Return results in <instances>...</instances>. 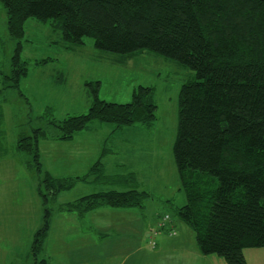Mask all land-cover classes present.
Listing matches in <instances>:
<instances>
[{
    "label": "trees",
    "instance_id": "1",
    "mask_svg": "<svg viewBox=\"0 0 264 264\" xmlns=\"http://www.w3.org/2000/svg\"><path fill=\"white\" fill-rule=\"evenodd\" d=\"M0 5L11 40L22 39L25 22L34 19L59 32L69 50L90 38L95 49L114 55L119 65L153 53L189 69L193 77L178 93L173 143L183 193L175 215L194 232L204 256L246 264L243 250L264 248V0H0ZM21 51L17 42L9 74L0 71V93L15 89L20 94L27 75ZM97 92L92 89L86 114L51 119L45 129L17 141L16 151L30 158L29 170L42 169L40 141L70 142L90 132L95 122L112 125L119 135L134 126L152 128L156 106L148 87L137 88L126 104L107 103ZM2 151L0 145V158ZM108 152L103 149L88 175L95 177L94 184L129 180L127 189L83 196L58 205L56 213L82 221L98 209L143 208L150 196L137 190L134 173L114 179L104 175L101 159ZM41 177L45 225L33 239L34 255L46 237L56 195L87 178L55 179L47 172ZM91 250L93 260L100 257L99 249Z\"/></svg>",
    "mask_w": 264,
    "mask_h": 264
},
{
    "label": "rangeland",
    "instance_id": "2",
    "mask_svg": "<svg viewBox=\"0 0 264 264\" xmlns=\"http://www.w3.org/2000/svg\"><path fill=\"white\" fill-rule=\"evenodd\" d=\"M17 42L22 46L20 58L26 63L27 75L19 85L20 94L15 89L0 93V145L4 148L0 158V264H93V250L82 251L69 246L72 239L62 244L65 228L68 235H74L81 228L80 224H72L77 223L75 217L54 214L58 205L83 196L127 189L129 180L128 184H94L95 177L88 175L103 149L109 150L101 159L104 175L114 179L134 173L137 190L150 197L142 209H98L101 211L89 215L90 222L86 226L83 222L86 228L97 224L99 230L105 231L107 239L99 241L104 243L103 250L122 240L120 247L113 248L114 255L105 251L106 255L111 252L110 257H116L118 262L112 259L110 263L98 264H123L128 249V264H134L146 253L144 260L148 264H208L207 257L222 259L217 255H202L194 232L174 211L183 199L173 159L178 93L193 73L153 53L138 54L125 65H119L114 55L95 49L90 38L69 50L59 32L34 19L25 22L22 39L11 40L5 11L0 5V71L3 75L10 72ZM139 87H148L153 92L156 110L151 129L134 126L119 135L112 125L95 122L90 132L79 133L70 142L40 141L42 169L39 173L26 167L29 156L16 151L20 138L31 136L34 129H45L51 119L62 121L86 114L92 102V89L98 91L100 100L126 104ZM45 172L55 179L87 178L73 189L56 195L55 203L50 205L54 211L48 221L46 237L40 252L34 255L31 253L33 239L45 225L38 194L39 183L44 179L41 175ZM41 188L45 194L44 186ZM118 220L132 227L141 241L140 249L122 245L126 243L125 236L120 237L125 228ZM162 234L164 243L169 242L166 247L159 246ZM111 238H114L112 243ZM177 244H182L180 249L185 254L180 253ZM103 250L100 254H104ZM135 250L148 252L132 256ZM242 255L246 264H264V248L245 249Z\"/></svg>",
    "mask_w": 264,
    "mask_h": 264
},
{
    "label": "crops",
    "instance_id": "3",
    "mask_svg": "<svg viewBox=\"0 0 264 264\" xmlns=\"http://www.w3.org/2000/svg\"><path fill=\"white\" fill-rule=\"evenodd\" d=\"M97 211H101V210H97ZM54 215H60L61 217H64V216H69L70 214H58L57 213V214H54ZM72 217H75V222L77 221V223H72V224H80L81 225V228L74 235H68L69 232L67 231V228H65V230L63 231L62 244H64V241L66 239H72V241L69 243V246H71V247L74 246L75 249L76 248H79L78 250H80V249H82V250H91V249H93V248L96 247V249H99L100 251H102L103 250V247H104V243H99V241L104 242V239H107L105 237V236H107V234L104 233L105 231L99 230L98 228H100V227L97 224L92 225V226H89V228H86L85 226H83L82 225L83 222H85L86 225H87V221H90L89 219L87 220V219L84 218L82 221L81 220L79 221L78 217L75 214H72ZM118 222H119L118 223L119 225L123 224L121 220H118ZM121 226H123L125 228V231H123L124 232V235H121L120 237H124L125 236V238H126V243H123L122 245L129 246V248H137V249H140V243H141V241L135 236L132 227L130 225L125 226L124 224L121 225ZM83 227H85V228L82 230ZM85 230H86V232H89V234L86 233L85 235L82 236V234L84 233ZM98 236H99V238H98ZM164 237L165 236L163 234L159 236V238H162V240L159 241V246H161V247H166V245L169 244V242H165L164 243V241H163ZM113 239L114 238H111L110 239V242L111 243L113 242ZM121 241L122 240L115 241L112 244L113 246L106 247V249L109 250V251H111L112 252V255H114L113 248L114 247H120L119 246V243ZM180 242H182V241H180ZM176 246L178 247V250L180 251V253L185 254L184 251H182L180 249L181 246H182V244H177ZM129 250L130 249L127 250L128 257L125 259V262L123 264H128L129 263V253H128ZM111 252L108 255H106L108 252L107 253L104 252V254H100V257L95 258V260H93L92 263L93 264H98V263H102V262L104 263L106 261L108 263H110L112 259H114V260H116L118 262V259L116 257H114V256L110 257ZM142 252H148V251H146V250L145 251L135 250V251H133L131 253V255L132 256H137L138 254H140ZM146 255H148V254L146 253ZM145 256L140 257L137 262H134V264H148V262H146L144 260V257ZM206 259L208 261V264H226L224 262V260L218 259L216 257H212L211 256V257H207Z\"/></svg>",
    "mask_w": 264,
    "mask_h": 264
}]
</instances>
